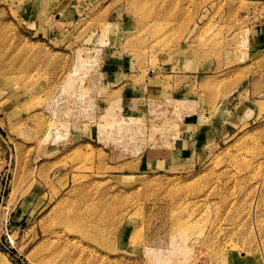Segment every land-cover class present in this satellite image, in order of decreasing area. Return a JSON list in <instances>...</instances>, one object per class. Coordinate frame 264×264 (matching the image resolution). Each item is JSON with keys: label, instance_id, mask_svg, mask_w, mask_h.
Segmentation results:
<instances>
[{"label": "rangeland", "instance_id": "1", "mask_svg": "<svg viewBox=\"0 0 264 264\" xmlns=\"http://www.w3.org/2000/svg\"><path fill=\"white\" fill-rule=\"evenodd\" d=\"M0 264H264V0H0Z\"/></svg>", "mask_w": 264, "mask_h": 264}, {"label": "crops", "instance_id": "2", "mask_svg": "<svg viewBox=\"0 0 264 264\" xmlns=\"http://www.w3.org/2000/svg\"><path fill=\"white\" fill-rule=\"evenodd\" d=\"M73 9L69 8L68 12L65 13L63 20H67L71 18ZM56 18L60 19L61 16H56ZM155 96L159 98V102H168L174 101L175 92L173 90L167 91L166 89L158 90L155 88ZM207 116V115H206ZM201 119V118H200ZM203 129V127H202ZM199 128H193L189 124L181 123L180 128L176 134V142L173 144L170 154L173 156L174 160H186L191 159L193 157H197L201 152L203 142L205 139H209L208 131L202 130ZM231 129L228 128L226 123H222L216 130L215 138L216 139H225L230 135Z\"/></svg>", "mask_w": 264, "mask_h": 264}, {"label": "bare ground", "instance_id": "3", "mask_svg": "<svg viewBox=\"0 0 264 264\" xmlns=\"http://www.w3.org/2000/svg\"><path fill=\"white\" fill-rule=\"evenodd\" d=\"M115 124V123H114ZM113 126V125H112ZM119 127H121V126H119ZM111 128V127H110ZM101 129V128H100ZM109 129V128H108ZM111 129H113V128H111ZM110 131V130H109ZM117 131V130H116ZM119 135V134H118ZM120 136V135H119ZM122 138V137H121ZM122 140V139H121ZM99 233V232H98ZM159 262V261H158Z\"/></svg>", "mask_w": 264, "mask_h": 264}]
</instances>
